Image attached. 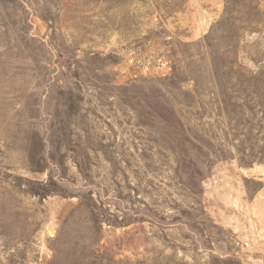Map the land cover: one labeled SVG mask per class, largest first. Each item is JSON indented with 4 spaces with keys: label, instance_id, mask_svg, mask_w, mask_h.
I'll return each instance as SVG.
<instances>
[{
    "label": "rangeland",
    "instance_id": "obj_1",
    "mask_svg": "<svg viewBox=\"0 0 264 264\" xmlns=\"http://www.w3.org/2000/svg\"><path fill=\"white\" fill-rule=\"evenodd\" d=\"M0 264H264V0H0Z\"/></svg>",
    "mask_w": 264,
    "mask_h": 264
}]
</instances>
